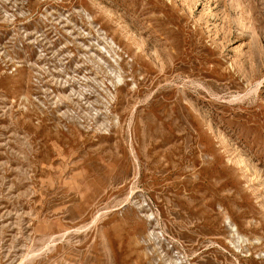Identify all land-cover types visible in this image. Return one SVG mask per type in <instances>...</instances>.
Returning <instances> with one entry per match:
<instances>
[{
	"label": "rangeland",
	"instance_id": "rangeland-1",
	"mask_svg": "<svg viewBox=\"0 0 264 264\" xmlns=\"http://www.w3.org/2000/svg\"><path fill=\"white\" fill-rule=\"evenodd\" d=\"M0 264H264V0H0Z\"/></svg>",
	"mask_w": 264,
	"mask_h": 264
}]
</instances>
